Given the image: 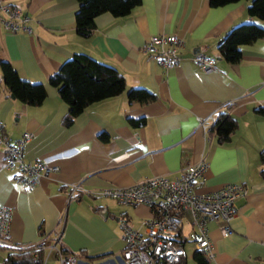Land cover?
Instances as JSON below:
<instances>
[{
  "label": "crops",
  "instance_id": "1",
  "mask_svg": "<svg viewBox=\"0 0 264 264\" xmlns=\"http://www.w3.org/2000/svg\"><path fill=\"white\" fill-rule=\"evenodd\" d=\"M250 1L215 8L209 0H142L124 17L97 15L93 35L81 37L75 23L78 0H0L25 12L30 29L16 33L0 26V61L12 63L21 78L46 88L45 102L32 107L12 98L3 85L0 124L11 141L24 132L32 134L25 160L59 165V171L43 177L36 189L24 191L11 181L0 144V205L13 212L10 244H37L41 231L54 234L59 228L58 241L74 253L86 250L89 257H117L124 248L120 220L140 230L152 210L124 206L98 193L107 187L126 189L152 176L174 180L182 167L203 161L209 168L196 188L200 194L230 183L247 190L235 202L237 216L229 222L228 236H223L222 221L208 224L215 259L206 264H264V177L259 162L264 117L254 112L264 106V37L245 45L243 59L233 65L216 50L239 23L264 27L263 20L247 15ZM158 34H177L183 43L181 61L168 71L143 52L148 38ZM199 46L217 57L215 70L205 73L195 64L193 51ZM76 53L116 68L124 75L126 89L120 96L92 103L66 126L62 119L68 105L48 80ZM135 88L156 98L146 104L130 102L128 91ZM230 103L238 129L221 145L202 123ZM129 118L145 119V124L132 127ZM101 133L108 134V141L100 140ZM76 184L81 190L73 200L68 192ZM104 208L106 219L99 216ZM191 245L185 264H198ZM54 251L59 262L56 250L49 249ZM1 253L8 251L0 249Z\"/></svg>",
  "mask_w": 264,
  "mask_h": 264
},
{
  "label": "built area",
  "instance_id": "2",
  "mask_svg": "<svg viewBox=\"0 0 264 264\" xmlns=\"http://www.w3.org/2000/svg\"><path fill=\"white\" fill-rule=\"evenodd\" d=\"M28 15L16 5L0 4V26L8 32L30 30L27 25ZM183 43L177 34H158L151 36L145 42L143 52L155 57L159 64L168 70L181 61L179 50ZM195 64L205 73L217 68V57L207 55L203 51L194 54ZM215 122L210 117L202 123L208 132ZM0 124V144L3 146V162L5 169L11 175V181L22 187L24 191L36 189L40 180L59 171V165L46 159L25 160L26 144L32 134L24 132L22 138L11 141L3 132ZM209 168L206 162L188 164L182 167L174 180L166 176H152L138 181L136 185L122 188H104L98 196L116 200L124 206H148L152 210L149 218L142 220L141 229L137 230L124 220H120L123 250L114 258H104L92 264H185L188 254L186 248L193 244L195 249L206 254L209 260L215 259L214 246L210 241L209 223L222 221L223 236L231 233L229 222L237 215L236 200L247 194L243 184H226L214 192L199 193L196 188L199 181ZM80 185L71 186L68 196L77 200ZM13 212L7 206L0 205V249L9 245L11 240V220ZM63 226V221L59 220ZM59 228L54 235L60 237ZM38 248H45L44 245ZM56 250L60 264H90L74 254L66 258L56 245L48 247Z\"/></svg>",
  "mask_w": 264,
  "mask_h": 264
},
{
  "label": "trees",
  "instance_id": "3",
  "mask_svg": "<svg viewBox=\"0 0 264 264\" xmlns=\"http://www.w3.org/2000/svg\"><path fill=\"white\" fill-rule=\"evenodd\" d=\"M241 0H209V4L215 8L223 5H231ZM79 8L75 16L77 24V33L81 37L93 35L96 23L94 19L101 13H112L116 18L131 14L134 7L139 5L142 0H78ZM247 15L264 21V0H251L246 9ZM264 37V27L258 23L247 21L232 27L219 42L216 50L219 58H222L230 65L238 63L243 59L242 48L248 44H254L258 39ZM52 86L58 90V95L68 105V113L63 117L62 123L71 126L74 118L85 112L86 108L92 103H98L103 99L120 96L126 83L124 75L117 71L113 66L93 59L88 54H74L71 59L65 61L59 70L48 80ZM6 85L13 98L21 103L31 105L32 107L43 104L46 100V88L41 83L32 84L27 79L21 78L12 63L0 61V94L3 92L2 86ZM130 102L148 103L156 98V95L143 88H135L128 91ZM233 105L227 104L223 111L216 114L215 122L211 124L208 134L217 137L221 145L230 142L231 136L237 131L238 120L231 115ZM256 115L264 117V106L254 109ZM132 127L145 124V119H128ZM101 141H108L109 136L106 133L99 135ZM259 162L263 166L261 176L264 177V149L261 151ZM42 239L40 242L24 244H9L2 249H7L2 264H45L49 248L56 245L66 258L74 254L77 258H83L92 264L104 257L87 255L86 250L74 253L69 248L64 247L54 234H45L40 232ZM44 245L45 248H38ZM57 254V253H56ZM198 264H206V254L201 251H195Z\"/></svg>",
  "mask_w": 264,
  "mask_h": 264
},
{
  "label": "rangeland",
  "instance_id": "4",
  "mask_svg": "<svg viewBox=\"0 0 264 264\" xmlns=\"http://www.w3.org/2000/svg\"><path fill=\"white\" fill-rule=\"evenodd\" d=\"M191 247H193L192 245L189 246L188 248L191 249ZM6 254V253H5ZM4 253H1L0 254V262L2 261V258L5 256ZM47 260H49V263L50 264H59V262L55 259V251L54 252H51L47 255L46 257Z\"/></svg>",
  "mask_w": 264,
  "mask_h": 264
},
{
  "label": "water",
  "instance_id": "5",
  "mask_svg": "<svg viewBox=\"0 0 264 264\" xmlns=\"http://www.w3.org/2000/svg\"><path fill=\"white\" fill-rule=\"evenodd\" d=\"M206 48H204L203 46H199V47H196L193 51V53L195 54L196 52L198 51H205ZM11 97L13 98V95H11ZM107 214H108V211H107V208H104L101 213L99 214V216L102 218V219H106L107 217Z\"/></svg>",
  "mask_w": 264,
  "mask_h": 264
}]
</instances>
